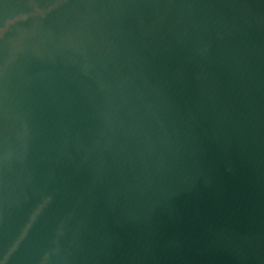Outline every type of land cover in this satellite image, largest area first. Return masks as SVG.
I'll use <instances>...</instances> for the list:
<instances>
[{"label":"water","instance_id":"water-1","mask_svg":"<svg viewBox=\"0 0 264 264\" xmlns=\"http://www.w3.org/2000/svg\"><path fill=\"white\" fill-rule=\"evenodd\" d=\"M0 264H264V0H0Z\"/></svg>","mask_w":264,"mask_h":264}]
</instances>
